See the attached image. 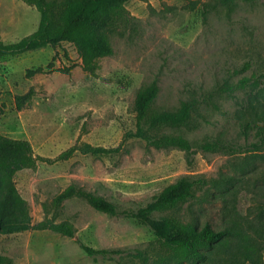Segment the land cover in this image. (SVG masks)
I'll return each instance as SVG.
<instances>
[{"label": "rangeland", "instance_id": "obj_1", "mask_svg": "<svg viewBox=\"0 0 264 264\" xmlns=\"http://www.w3.org/2000/svg\"><path fill=\"white\" fill-rule=\"evenodd\" d=\"M122 13L120 25L107 33L114 54L98 61L95 74L83 69L77 48L68 42L57 49L0 57L1 134L27 139L36 154L53 159L73 145L122 146L112 155L77 151L68 160L17 173L34 222L66 221L76 236L51 230L1 235V250L14 264H143L161 246L151 227L124 213L99 211L80 197L61 205L55 198L75 184L121 211H137L180 178L216 176L244 156L242 150L206 151L200 145L218 137L239 148L247 143L241 123L244 107L257 92L252 83L264 88V0H128ZM40 19V12L22 0H0V42L32 34ZM39 67L45 71L27 74ZM154 80L161 88L156 109L174 110L185 101H197L188 125L161 131L187 138L194 145L191 151L125 140L137 127L136 96ZM32 88L36 94L19 107L16 96ZM206 206L217 218L215 205ZM199 210L195 199L154 216L188 219ZM80 241L127 252L96 259Z\"/></svg>", "mask_w": 264, "mask_h": 264}, {"label": "trees", "instance_id": "obj_2", "mask_svg": "<svg viewBox=\"0 0 264 264\" xmlns=\"http://www.w3.org/2000/svg\"><path fill=\"white\" fill-rule=\"evenodd\" d=\"M40 12L38 29L22 39L0 42V57L21 55L51 46L57 49L62 43L75 45L85 71L95 74L98 61L114 54V46L107 33L120 25L122 10L128 0H22ZM249 66V65H247ZM248 69V67H245ZM69 70V69H68ZM43 67L28 70L27 74L44 72ZM247 82H251L248 78ZM257 92L244 107L242 128L245 147L218 137L203 142L206 151L242 150L244 156L231 164V170L216 176H185L167 186L145 207L137 211H121L118 206L83 187L72 184L64 189L55 203L61 205L73 197L85 199L95 209L110 215L127 214L152 228L161 243L158 255H146L143 264H264V88L255 81ZM157 80L142 88L135 99L137 127L125 135V140L138 138L159 147H179L191 151L193 143L187 138L161 132L168 127L186 126L197 108V101H185L174 110H159L154 101L160 92ZM36 94L30 89L17 95L22 107ZM255 131V139L251 138ZM244 148V149H243ZM122 146L105 147L89 143L73 145L53 159L35 153L27 139L12 138L0 133V236L31 230H51L75 237L76 231L69 222L57 223L45 219L35 223L27 200L20 192L15 177L24 169H34L39 163L68 160L77 151L89 155H112ZM200 191V194H198ZM197 200L200 210L190 218L177 215L156 217L154 213L174 211L191 200ZM207 204L215 205L217 218ZM86 254L96 259H114L127 251L97 249L81 242ZM141 254V253H139ZM0 264H14L0 247Z\"/></svg>", "mask_w": 264, "mask_h": 264}, {"label": "crops", "instance_id": "obj_3", "mask_svg": "<svg viewBox=\"0 0 264 264\" xmlns=\"http://www.w3.org/2000/svg\"><path fill=\"white\" fill-rule=\"evenodd\" d=\"M15 1H16V0H12L13 3H14ZM37 29H38V28H37ZM37 29H36V30H37ZM36 30H35V31H36Z\"/></svg>", "mask_w": 264, "mask_h": 264}]
</instances>
